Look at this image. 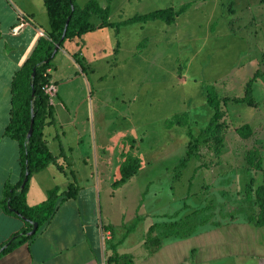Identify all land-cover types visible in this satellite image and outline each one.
Masks as SVG:
<instances>
[{
    "label": "rangeland",
    "instance_id": "374dc122",
    "mask_svg": "<svg viewBox=\"0 0 264 264\" xmlns=\"http://www.w3.org/2000/svg\"><path fill=\"white\" fill-rule=\"evenodd\" d=\"M87 1L74 3L82 7ZM94 1L108 7L109 25L88 32L80 43L90 71L72 73L70 83L56 86V91L64 95L68 117L92 125V139L83 138L80 150L104 148L110 166L115 154L118 165L125 156L138 161L137 172L125 184L111 186L119 179L118 168H110L98 183L102 211L109 217L102 226L108 232V239L101 241L102 262L115 264L107 259L117 256V264H134L157 251L160 242L164 246L171 235L188 237L210 210L224 221L230 216L242 219L248 212L243 201L264 173V0ZM181 6L186 8L171 24H122ZM90 22L98 19L91 17ZM252 78L253 106L231 103L243 97ZM202 85L211 86L220 100L223 130L216 137L221 142L215 145L208 136L175 177L172 168L211 117ZM182 114L186 118L181 126L170 121ZM243 125L250 129L245 138L235 132ZM67 137V146L76 153L73 132ZM67 146L55 143L49 151L57 159ZM248 153L258 157L259 170L247 165ZM57 169L55 182L71 176ZM91 172L95 181L93 168ZM126 236H131L125 247L129 254H117L115 247Z\"/></svg>",
    "mask_w": 264,
    "mask_h": 264
},
{
    "label": "crops",
    "instance_id": "0c3cea01",
    "mask_svg": "<svg viewBox=\"0 0 264 264\" xmlns=\"http://www.w3.org/2000/svg\"><path fill=\"white\" fill-rule=\"evenodd\" d=\"M99 23L98 20V23L92 24L94 29L98 28ZM15 26H19L18 30L11 33ZM48 31L42 0H0V199L5 184L16 185L20 180L17 143L3 134L10 118V83L39 38H44ZM84 36L64 41L45 70L47 78L55 87V99L51 105L52 121H47L42 128V140L48 151L55 143L57 146H67L70 142L68 131L73 132L72 142L76 146L92 133L91 124L81 125L75 116L68 117V113L65 114L64 95L56 91V86L70 83L68 78L72 73L90 71L91 64L84 57L80 45ZM73 45L76 48L73 49ZM57 156L56 159L53 155L54 165H48L31 175L25 195L26 204H39L46 198L47 190L53 187L63 193L71 182L77 186L75 198L59 202L50 220L40 226L31 239L2 254L0 264H103L101 241L108 239V232H103L102 226L109 217L102 211L99 184L104 181L105 175L110 174V168L115 170L119 167L116 154L111 166L102 147L89 152L79 149L76 153L68 147ZM57 167L71 176L55 182V174L59 172ZM91 168L97 175L95 181L92 180ZM106 193L110 199L109 191ZM253 201V194L248 200L244 199L243 204L248 212L242 219L230 216L224 221L210 210L197 222L196 227L192 226L188 237L180 239L171 235L165 239L164 246L160 242L157 251L140 263H133L167 264L162 261L165 257L174 260L170 264H264V226L256 227L248 222V218L257 211ZM23 227L20 219L0 209V247ZM130 237L126 236L118 243L115 247L117 254L128 253L125 247Z\"/></svg>",
    "mask_w": 264,
    "mask_h": 264
},
{
    "label": "trees",
    "instance_id": "16d2710c",
    "mask_svg": "<svg viewBox=\"0 0 264 264\" xmlns=\"http://www.w3.org/2000/svg\"><path fill=\"white\" fill-rule=\"evenodd\" d=\"M42 2L48 19L49 31L46 32L44 38H39L31 54L12 78L9 101L10 118L3 131L4 136L17 143L20 180L16 185L5 184L3 186L0 209L6 214L20 219L24 227L19 232L12 234L3 246L0 247V256L9 252L15 246L31 239L36 230L50 220L59 202L74 199L76 196L77 186L74 182H71L63 193H60L56 187L47 190L46 198L39 204L27 206L25 201L28 181L31 175L54 163L53 156L45 147L42 140V128L47 124V121H52L51 107L47 105V99L42 92V87L48 79L45 75V70L54 57L52 51L55 45H58V48H60L64 41L79 38L94 30V26L89 20L91 17H96L100 21L98 28L109 25L107 22L108 7H100L94 0L87 1L82 7H77L74 0H42ZM185 8L186 6H181L177 11L171 9L156 10L147 15L128 19L122 22V24L146 23L156 20L165 24H171L174 17ZM67 18L69 20L64 27ZM61 37L62 40L60 41ZM33 70L34 75L31 77ZM252 81L253 78L246 83L241 99L234 98L229 101L234 104L241 103L247 107H252L253 102L250 90ZM31 92H33L32 96ZM201 93L204 96L205 104L211 111V117L205 128L199 132L197 137L192 139L187 147L185 156L172 168L175 177L185 169L195 149L198 146L207 144L208 136L214 137L215 145H220L221 142L220 138L216 137L223 130V124L219 122L221 118L220 100L211 86L202 85ZM31 116L32 131L26 141L25 135L30 127ZM181 118L185 119L186 115L172 116L170 121H174L176 125L181 126L183 124L180 121ZM235 132L241 138L250 135V129L247 125L237 128ZM246 163L249 167H254L256 170L260 169V161L255 156V153H248ZM137 170L138 161L130 156H125L118 167L119 179L111 185L112 188L125 184ZM24 176L26 177V181L20 188ZM245 194L247 195V192ZM252 194L254 197L253 203L257 211L254 216L248 218V222L256 227H263L264 173L261 176V183L252 191ZM246 197L248 198V196ZM32 224H35L37 228L34 234L27 236L26 234L31 230ZM117 258V256L108 258L107 262L117 264ZM123 258H126V256ZM126 263L131 264V261H127Z\"/></svg>",
    "mask_w": 264,
    "mask_h": 264
},
{
    "label": "built area",
    "instance_id": "2783aa9c",
    "mask_svg": "<svg viewBox=\"0 0 264 264\" xmlns=\"http://www.w3.org/2000/svg\"><path fill=\"white\" fill-rule=\"evenodd\" d=\"M19 26H15L11 29V33H15L18 30ZM46 75V73H45ZM42 92L47 99V105L51 107L53 98L55 97V87L53 83L47 79V82L42 87Z\"/></svg>",
    "mask_w": 264,
    "mask_h": 264
},
{
    "label": "water",
    "instance_id": "95a60500",
    "mask_svg": "<svg viewBox=\"0 0 264 264\" xmlns=\"http://www.w3.org/2000/svg\"><path fill=\"white\" fill-rule=\"evenodd\" d=\"M68 20H69V18H67L64 27L67 25ZM63 33H64V30H63ZM62 37H63V36H62ZM62 37L60 38V41L62 40ZM57 50H58V45H55V46H54V49H53V51H52V54H55V53L57 52ZM33 75H34V70H33L32 73H31V77H33ZM32 95H33V92H31V96H32ZM31 124H32V116L30 117V127H29V129H28V131H27V133H26V135H25V140H26V141L28 140V138H29V136H30V134H31V131H32V129H31ZM25 181H26V177L24 176L20 188L23 186V184L25 183ZM36 228H37L36 225H35V224H32L31 230H30L26 235H27V236H31L32 234H34Z\"/></svg>",
    "mask_w": 264,
    "mask_h": 264
}]
</instances>
